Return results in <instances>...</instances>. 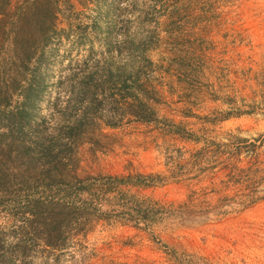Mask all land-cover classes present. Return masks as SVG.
Segmentation results:
<instances>
[{"label":"rangeland","instance_id":"374dc122","mask_svg":"<svg viewBox=\"0 0 264 264\" xmlns=\"http://www.w3.org/2000/svg\"><path fill=\"white\" fill-rule=\"evenodd\" d=\"M24 1L12 0L11 9ZM54 7V20L23 24L25 46L38 48L30 64L11 63V28L0 32V237L24 234L26 264H264V199L242 206L264 196V0H58ZM144 54L156 121L100 124L84 133L67 166L26 168L16 146L34 132L19 125L21 87L13 79L41 81V100L25 111L40 124L36 131L52 134L78 78L95 73L108 100L117 78L132 71L120 64L137 69ZM233 136L258 138L241 169L220 170L210 148L197 155L204 141ZM33 197L71 208L62 248L40 241L41 225L19 227Z\"/></svg>","mask_w":264,"mask_h":264},{"label":"trees","instance_id":"16d2710c","mask_svg":"<svg viewBox=\"0 0 264 264\" xmlns=\"http://www.w3.org/2000/svg\"><path fill=\"white\" fill-rule=\"evenodd\" d=\"M26 1V3L24 1L13 10L11 9L12 0H0V32L5 28H11V36L9 40L6 39L10 44L8 57L11 63L17 62L18 65L30 64L38 53V48L32 51V49L25 46V37L21 32L23 24L31 23L32 20L40 23L45 15L54 20L56 18L54 5L58 0L51 1L44 10L38 7L39 0ZM46 42L44 41V44ZM139 60L137 69L135 67L136 70L132 69L133 63L120 64V70L131 67L132 71H129L130 73L127 75H122L121 78H117V82H119L118 92L111 95L108 100L104 96V87H98L97 82L99 80L95 77V73L88 72L83 77L78 78V86L70 87L67 90L68 100H65V105L59 109L61 123L54 129L52 134L36 131L35 127L40 124L36 123L35 125L29 112L25 111L30 107H34L41 100V94L43 93L41 81L36 77L35 79H27L26 74H23L26 78L24 77L25 80L22 84L17 85L16 79H13L16 87H21L22 109L19 111V115L22 116V119L19 121V125L25 126L34 132L16 146V154L20 155L26 168L31 170L34 165L40 162L44 166L52 165L54 169L67 166L72 161L74 148L83 141L84 133L90 129L98 128L100 124L116 127L123 124L124 119L141 122L156 121L158 114L154 102L157 99L153 97L154 95H151L152 93L156 94L154 87H151L152 77L149 73L151 69L149 70L146 66L141 65L142 61H146L148 64H152V62L146 54L141 56ZM143 70L149 71L144 72ZM2 93L5 95L4 98L7 102L9 100L8 95L3 90ZM109 104L112 105L111 109L108 108ZM17 114V112L12 114L13 121L16 119ZM112 114L117 115L110 119ZM115 117L117 119H114ZM190 140L199 141L195 137H191ZM256 140L258 138L251 141L249 138L241 136H233L232 139L223 141L207 140L204 141V145L198 150L197 155L202 156L207 148H210L215 155L218 154L217 159H221L220 163L223 165L220 170L230 173L233 170L241 169L242 153L249 159L253 158L256 153ZM262 199H264V196L251 197L249 202L242 203V206L245 208L250 207ZM20 213L22 219L19 227L23 231L35 230L41 225L44 236H39L40 241L49 246L50 249L63 247L64 240H62L60 234L62 233L63 224L69 219L68 215L71 214V208L65 207L60 201L33 197L26 201ZM23 236L24 234L20 233L18 237H14V235L9 237L16 238L14 239L15 242L0 237V264H26L27 243L24 242Z\"/></svg>","mask_w":264,"mask_h":264}]
</instances>
